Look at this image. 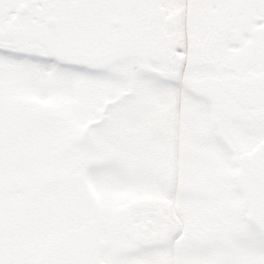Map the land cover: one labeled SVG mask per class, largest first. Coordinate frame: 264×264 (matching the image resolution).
<instances>
[{"label":"snow or ice","instance_id":"1","mask_svg":"<svg viewBox=\"0 0 264 264\" xmlns=\"http://www.w3.org/2000/svg\"><path fill=\"white\" fill-rule=\"evenodd\" d=\"M0 264H264V0H0Z\"/></svg>","mask_w":264,"mask_h":264}]
</instances>
